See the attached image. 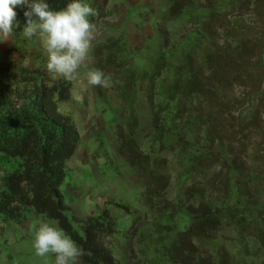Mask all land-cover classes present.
<instances>
[{"label": "trees", "instance_id": "trees-1", "mask_svg": "<svg viewBox=\"0 0 264 264\" xmlns=\"http://www.w3.org/2000/svg\"><path fill=\"white\" fill-rule=\"evenodd\" d=\"M87 2L94 7L92 0ZM169 2V14L198 20L202 29L157 54L156 72H166L171 80L161 94H147L151 144L158 146V155L170 151L179 168L175 174L149 171L143 197L153 217L136 215L130 221L129 215H117L120 205H108L83 222L70 217L62 188L81 137L60 104L70 101L73 85L46 71L47 59L37 56L40 40L24 37L26 18L17 8L20 26L12 35L13 49L0 58V219L20 226L34 213L56 221L84 251L79 264H264L260 178L251 171L244 175L224 143L192 118L209 89L203 77L214 72L209 55L203 65L194 61L195 49L209 42L203 22L213 19V13L193 11L181 0ZM48 3L58 11L69 0ZM157 94L160 106L154 102ZM187 110L191 114L185 121ZM217 164L224 166L221 172ZM173 184L180 188L178 194H170ZM107 239L115 240V250Z\"/></svg>", "mask_w": 264, "mask_h": 264}, {"label": "rangeland", "instance_id": "rangeland-1", "mask_svg": "<svg viewBox=\"0 0 264 264\" xmlns=\"http://www.w3.org/2000/svg\"><path fill=\"white\" fill-rule=\"evenodd\" d=\"M181 2L193 11L205 8L213 13V19L203 22L209 42L203 41L195 49L199 54L194 61L203 65L204 55H209L214 72L203 77L209 89L192 118L202 121L213 137L224 143L244 175L251 171L260 178L264 197V0ZM92 3L98 12L93 20L95 39L85 66L71 81L70 101L60 104L81 137L62 188L65 204L70 217L79 222L98 215L108 205H120L117 215H129L130 221L136 215L151 219L153 214L143 197L149 171L175 174L179 168L170 151L158 155V146L151 144L154 129L147 94H161L171 80L166 72H156L157 54L176 48L189 33L202 29V23L176 18L177 12L169 14V0ZM12 49L11 36L0 43V58ZM36 49L37 56L46 60L41 40ZM91 69L105 74L108 87L87 84L86 73ZM159 94L154 98L157 106L163 103ZM185 113L188 121L191 113ZM215 168L221 172L224 166ZM174 191H180L175 184L170 194ZM42 223L61 230L56 221L34 213L20 226L0 219V264H55L54 254L35 255L33 241ZM114 241L105 243L115 250ZM256 264H262L261 260Z\"/></svg>", "mask_w": 264, "mask_h": 264}, {"label": "clouds", "instance_id": "clouds-1", "mask_svg": "<svg viewBox=\"0 0 264 264\" xmlns=\"http://www.w3.org/2000/svg\"><path fill=\"white\" fill-rule=\"evenodd\" d=\"M26 18L22 34L27 39L38 37L47 56L46 71L53 76L72 81L85 66L96 25L90 21L98 12L87 0H69L66 7L53 10L48 0H0V43L6 42L19 27L17 11ZM89 86L108 87L109 80L98 69L88 70ZM33 248L37 257L54 254L55 264H79L85 253L63 230L47 223L35 232Z\"/></svg>", "mask_w": 264, "mask_h": 264}]
</instances>
